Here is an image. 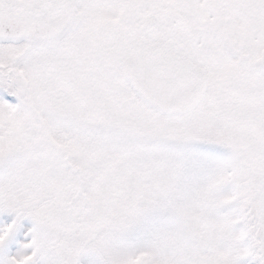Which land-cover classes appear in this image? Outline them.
<instances>
[{
	"label": "snow or ice",
	"instance_id": "1",
	"mask_svg": "<svg viewBox=\"0 0 264 264\" xmlns=\"http://www.w3.org/2000/svg\"><path fill=\"white\" fill-rule=\"evenodd\" d=\"M0 264H264V0H0Z\"/></svg>",
	"mask_w": 264,
	"mask_h": 264
}]
</instances>
